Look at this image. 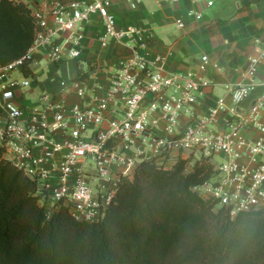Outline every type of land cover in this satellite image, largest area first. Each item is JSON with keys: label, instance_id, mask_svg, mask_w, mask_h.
I'll list each match as a JSON object with an SVG mask.
<instances>
[{"label": "built area", "instance_id": "obj_1", "mask_svg": "<svg viewBox=\"0 0 264 264\" xmlns=\"http://www.w3.org/2000/svg\"><path fill=\"white\" fill-rule=\"evenodd\" d=\"M16 1L31 11L34 38L23 55L0 63V158L36 184L48 218L66 209L77 221L100 222L142 163L169 169L181 159L190 168L203 160L213 165L193 190L232 217L264 209V38L255 41L240 81L220 85L194 68L167 71L172 53L151 56L140 28L119 27L111 7L122 0ZM141 2L129 0L133 9ZM95 16L104 27L101 44L127 43L130 51L100 69L103 80L62 78L59 90L23 103L26 92L81 58L84 26ZM186 17L176 19L178 28L203 14L189 9ZM217 87L223 92L215 96ZM210 95L213 104L198 111Z\"/></svg>", "mask_w": 264, "mask_h": 264}, {"label": "trees", "instance_id": "obj_2", "mask_svg": "<svg viewBox=\"0 0 264 264\" xmlns=\"http://www.w3.org/2000/svg\"><path fill=\"white\" fill-rule=\"evenodd\" d=\"M33 38L27 5L0 0V63L23 55ZM212 171L204 160L142 163L105 219L90 223L66 209L48 218L36 184L0 158V264H264V209L216 210L193 190ZM189 238L198 248L178 250Z\"/></svg>", "mask_w": 264, "mask_h": 264}, {"label": "crops", "instance_id": "obj_3", "mask_svg": "<svg viewBox=\"0 0 264 264\" xmlns=\"http://www.w3.org/2000/svg\"><path fill=\"white\" fill-rule=\"evenodd\" d=\"M31 1L33 5L38 2ZM189 9L198 10L203 18L195 22L187 19L186 27L178 28L176 19L187 18ZM111 11L116 15L119 27L132 25L144 32L151 56L172 53L166 62L167 71L194 68L220 85L240 81L250 57L255 54V41L264 38V0H214L213 5H208L206 0H142L136 9L131 8L129 0H122L115 1ZM103 30L101 17L95 16L84 26L81 58L60 66L54 78L46 79L47 75H44L42 79L46 80L26 92L23 103L34 104L42 90H59L62 78L81 75L88 83L103 80L100 69L130 51L127 43L113 41L103 46L100 42ZM203 54L210 57L208 63L201 61ZM213 63H219L222 71L215 69ZM50 69H55L54 65L51 64ZM260 78L264 79V60L260 65ZM217 90L223 92L219 87ZM204 100L197 105L200 112L207 111L215 99L210 95ZM1 110L0 119L3 118Z\"/></svg>", "mask_w": 264, "mask_h": 264}, {"label": "rangeland", "instance_id": "obj_4", "mask_svg": "<svg viewBox=\"0 0 264 264\" xmlns=\"http://www.w3.org/2000/svg\"><path fill=\"white\" fill-rule=\"evenodd\" d=\"M216 92H218V95L221 94L220 90H217V89H216ZM222 160H223V158L220 157V156H218V157H214V158H213V161H214L215 163H217V164H218L220 161H222ZM207 162L210 163L208 160H207ZM189 168H190V167H189ZM219 208H220V207H216V210L219 209ZM190 247L198 248L197 241H196V240H192V241H191V239L189 238V242H188L186 245H184V246H178L177 248H178V250L180 249V250H182V251H187V250L190 249ZM175 252H176V254H172L171 257H174V256H176V255L179 253V251H175Z\"/></svg>", "mask_w": 264, "mask_h": 264}]
</instances>
